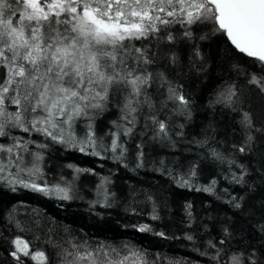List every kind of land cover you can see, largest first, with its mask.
<instances>
[{"label":"snow or ice","instance_id":"1","mask_svg":"<svg viewBox=\"0 0 264 264\" xmlns=\"http://www.w3.org/2000/svg\"><path fill=\"white\" fill-rule=\"evenodd\" d=\"M212 37H224L259 69L247 74V84L264 98V0H0V184L73 199L71 187L44 180L46 156L59 145L111 158L133 172L150 167L178 188L207 193L242 218H253L256 205L249 201L264 189V153L259 168L249 157L264 125L245 110L236 85L220 91L211 105L240 114L239 144L220 147L211 126L196 136L186 132L193 99L183 81L207 72L201 45ZM112 110L116 119L101 134L97 120ZM158 148L173 159H152ZM206 166L217 175L200 184ZM221 180L238 186L240 194L218 190ZM110 183L101 181L93 205L113 206ZM190 209L186 203L192 217ZM255 227L264 238V220ZM232 228L225 223L219 246L208 240L211 258L217 264H264V243L230 252L220 247L234 238ZM185 239L196 238L186 233ZM11 243L16 264H25L24 258L48 264L44 251H30L29 241L17 236ZM138 255L104 244H73L59 264H137Z\"/></svg>","mask_w":264,"mask_h":264},{"label":"trees","instance_id":"2","mask_svg":"<svg viewBox=\"0 0 264 264\" xmlns=\"http://www.w3.org/2000/svg\"><path fill=\"white\" fill-rule=\"evenodd\" d=\"M201 47L208 59L207 72L183 81L193 99L192 120L186 132L189 137L196 136L211 126L221 141L219 146L230 150L232 144L242 140L240 114L211 102L220 91L235 84L245 110L253 112L257 126L264 125V98L250 91L251 86L247 84V74L259 69L224 37H212ZM116 115L114 110L105 113L97 120V130L103 134ZM261 153H264V137L259 138L257 151L249 157L253 167H260ZM164 156L173 159L166 149L158 148L151 154L152 159ZM70 164L74 167L69 168ZM75 168L92 172L76 173ZM43 171L49 186L60 184L74 189L73 199L61 200L56 194L44 195L19 187L12 191L0 184V264H16L10 253L14 250L11 242L17 236L30 242V251H44L49 257L48 264H59L62 252L71 250L73 244L92 247L104 244L122 254L138 253L133 257L137 264H217L211 258L214 250L207 242L212 239L218 244L226 222L233 226L235 234L220 246L226 251L259 247L264 243L255 227L257 221L264 220V208H261L264 189L249 201L250 205H256L255 216L245 219L221 200L207 193L178 188L170 178L153 172L150 167L133 172L111 158L101 159L59 145L49 150ZM216 175L213 166H206L199 183L207 184ZM104 178L111 181L107 187L116 194L112 207L93 205ZM37 182L43 184V181ZM226 187L233 195L241 192L238 186L233 189L221 180L218 190ZM149 196L153 199L149 200ZM186 203L192 204V217L187 215ZM156 214L159 218L152 219ZM141 225L150 230L139 231ZM186 233L194 235L195 241L185 239ZM221 259L226 261L227 255ZM24 261L37 264L28 258Z\"/></svg>","mask_w":264,"mask_h":264}]
</instances>
